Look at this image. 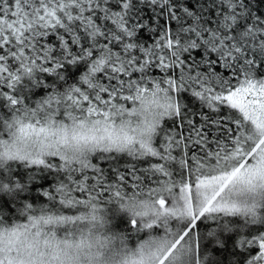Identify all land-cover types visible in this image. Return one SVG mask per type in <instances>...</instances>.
Returning a JSON list of instances; mask_svg holds the SVG:
<instances>
[{
	"label": "snow or ice",
	"instance_id": "6c2138e0",
	"mask_svg": "<svg viewBox=\"0 0 264 264\" xmlns=\"http://www.w3.org/2000/svg\"><path fill=\"white\" fill-rule=\"evenodd\" d=\"M0 264H264V0H0Z\"/></svg>",
	"mask_w": 264,
	"mask_h": 264
}]
</instances>
